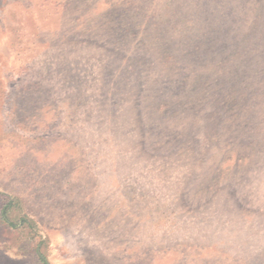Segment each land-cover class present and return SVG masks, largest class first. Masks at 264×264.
I'll return each mask as SVG.
<instances>
[{
    "label": "rangeland",
    "instance_id": "obj_1",
    "mask_svg": "<svg viewBox=\"0 0 264 264\" xmlns=\"http://www.w3.org/2000/svg\"><path fill=\"white\" fill-rule=\"evenodd\" d=\"M5 197L0 264H264V0H0Z\"/></svg>",
    "mask_w": 264,
    "mask_h": 264
},
{
    "label": "trees",
    "instance_id": "obj_2",
    "mask_svg": "<svg viewBox=\"0 0 264 264\" xmlns=\"http://www.w3.org/2000/svg\"><path fill=\"white\" fill-rule=\"evenodd\" d=\"M6 198V197H5ZM7 203V204H6ZM12 201L9 199V198H6L5 200L3 199V204H2V208L0 210V218H1V221L3 223H5L6 226L8 227H11L13 228V230H16V231H25L29 237H30V240L32 243H35V237L37 236L34 232V230L32 229V225L33 222H28L26 224V222H22L21 220H8V215L11 211V204Z\"/></svg>",
    "mask_w": 264,
    "mask_h": 264
}]
</instances>
